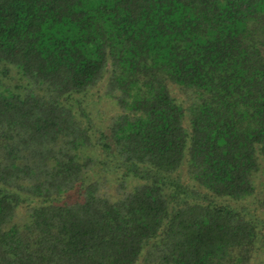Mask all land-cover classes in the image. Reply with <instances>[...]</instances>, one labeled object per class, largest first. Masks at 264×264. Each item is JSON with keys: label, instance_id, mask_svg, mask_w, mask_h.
Segmentation results:
<instances>
[{"label": "trees", "instance_id": "obj_1", "mask_svg": "<svg viewBox=\"0 0 264 264\" xmlns=\"http://www.w3.org/2000/svg\"><path fill=\"white\" fill-rule=\"evenodd\" d=\"M0 264H264V0H0Z\"/></svg>", "mask_w": 264, "mask_h": 264}, {"label": "rangeland", "instance_id": "obj_2", "mask_svg": "<svg viewBox=\"0 0 264 264\" xmlns=\"http://www.w3.org/2000/svg\"><path fill=\"white\" fill-rule=\"evenodd\" d=\"M103 101H105V99ZM96 109H99L102 112V115L101 116H99V115L98 116H96V115L94 116L99 122H101V119H108V116L107 115H110L111 114V111H113L112 110L113 107L111 106V104L110 103L109 104L108 103L104 104V102L103 103H100L98 105V107H96ZM102 124L104 125L106 123H102Z\"/></svg>", "mask_w": 264, "mask_h": 264}]
</instances>
